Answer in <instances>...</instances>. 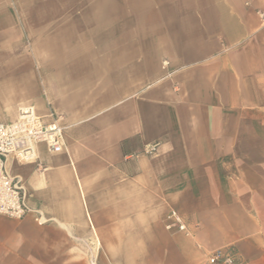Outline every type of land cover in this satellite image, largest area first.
<instances>
[{"label": "crops", "instance_id": "crops-1", "mask_svg": "<svg viewBox=\"0 0 264 264\" xmlns=\"http://www.w3.org/2000/svg\"><path fill=\"white\" fill-rule=\"evenodd\" d=\"M26 105L63 147L8 157L0 264H264V0H0V121Z\"/></svg>", "mask_w": 264, "mask_h": 264}, {"label": "built area", "instance_id": "built-area-1", "mask_svg": "<svg viewBox=\"0 0 264 264\" xmlns=\"http://www.w3.org/2000/svg\"><path fill=\"white\" fill-rule=\"evenodd\" d=\"M62 121L61 114L51 111L46 119L37 114L30 105L21 106L15 119L0 121V215L20 219L30 212L21 182L7 170L8 157L13 156L21 161L32 160L35 156V146L39 143H43L53 152L60 151L65 129ZM167 218L172 219V223H175L179 230L188 231L181 217L174 211L167 214ZM202 264L241 263L233 252L217 249L210 252Z\"/></svg>", "mask_w": 264, "mask_h": 264}]
</instances>
